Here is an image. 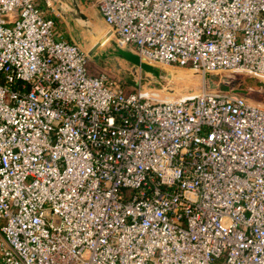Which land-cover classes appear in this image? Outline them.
Masks as SVG:
<instances>
[{"label": "built area", "instance_id": "built-area-1", "mask_svg": "<svg viewBox=\"0 0 264 264\" xmlns=\"http://www.w3.org/2000/svg\"><path fill=\"white\" fill-rule=\"evenodd\" d=\"M86 2L154 65L264 80V0ZM56 15L0 0V264H264V103L92 72Z\"/></svg>", "mask_w": 264, "mask_h": 264}, {"label": "water", "instance_id": "water-1", "mask_svg": "<svg viewBox=\"0 0 264 264\" xmlns=\"http://www.w3.org/2000/svg\"><path fill=\"white\" fill-rule=\"evenodd\" d=\"M52 1L68 24H77L88 35V42L91 43L88 49L89 55L102 50L103 44L109 42L110 52L115 56L129 62L133 67L152 74L155 79L164 75L163 79L168 88L178 89L181 94H194L199 90H221L236 92L264 103V80L256 76L242 71L215 72L174 69V72L171 73L167 68L154 65L140 58L131 50L121 47L115 38H111L113 33L106 27L97 9L89 8L86 0ZM156 81L146 80L144 85L147 88L162 89L159 88L160 81L158 79Z\"/></svg>", "mask_w": 264, "mask_h": 264}, {"label": "rangeland", "instance_id": "rangeland-1", "mask_svg": "<svg viewBox=\"0 0 264 264\" xmlns=\"http://www.w3.org/2000/svg\"><path fill=\"white\" fill-rule=\"evenodd\" d=\"M48 2H49V6L56 12L53 1L48 0ZM57 15H58L57 19L58 20H59V18L61 19V22L60 21L59 22L64 25V21H63L64 18L62 19V17L59 16V14H57ZM106 27H107V25H106ZM111 38L114 39L113 34H112ZM87 66H88V68L91 69L92 72H95V73L99 72V71H107L108 73H110L114 77L119 78L123 82V84H125L127 86L133 85L136 80L137 81L141 80L142 84H144L146 80H151V82H153V81H156V79H158L160 81V83H159L160 87L159 88H162L161 89L162 93H160L161 97H164V95L168 96V95L181 94V92H179L178 89H169L168 88V86L166 85V81L163 79L164 75H161V78L158 77L155 79V77L152 74L145 72V71L139 69L138 67H133L129 62L115 56L113 53L110 52L109 42L108 43L106 42L103 44L102 50H98L95 54L90 55V58L87 61ZM161 67H163V66H161ZM165 68H167L171 73L174 72V69L187 70V71H198V70H193L190 68H176V67H170V66H167V67L165 66ZM217 72H219V71H217ZM220 72H222V71H220ZM225 72H228V71H225ZM199 91H196L195 93H197Z\"/></svg>", "mask_w": 264, "mask_h": 264}, {"label": "crops", "instance_id": "crops-1", "mask_svg": "<svg viewBox=\"0 0 264 264\" xmlns=\"http://www.w3.org/2000/svg\"><path fill=\"white\" fill-rule=\"evenodd\" d=\"M89 8H92V7H89ZM55 10H56L57 14H59V16L62 17V15L57 10L56 6H55ZM57 16L58 15H56V19H57ZM62 19H63V17H62ZM59 21L61 22L60 18H59V20L57 19V22L59 23V26L61 27L62 31L64 32V35L66 38L76 41L77 43H79L81 46H83L87 50L90 48L91 43L88 42V35L83 31V29L81 27H79L75 23L68 24L65 19H63L64 25L62 23H60Z\"/></svg>", "mask_w": 264, "mask_h": 264}, {"label": "bare ground", "instance_id": "bare-ground-1", "mask_svg": "<svg viewBox=\"0 0 264 264\" xmlns=\"http://www.w3.org/2000/svg\"><path fill=\"white\" fill-rule=\"evenodd\" d=\"M106 39H107V38H106ZM167 66H168V65H167ZM167 66H166V67H167ZM170 67H172V66H170ZM165 97H167V98H171V97H168V96H165Z\"/></svg>", "mask_w": 264, "mask_h": 264}, {"label": "trees", "instance_id": "trees-1", "mask_svg": "<svg viewBox=\"0 0 264 264\" xmlns=\"http://www.w3.org/2000/svg\"><path fill=\"white\" fill-rule=\"evenodd\" d=\"M128 81V80H127ZM126 83V82H125Z\"/></svg>", "mask_w": 264, "mask_h": 264}, {"label": "flooded vegetation", "instance_id": "flooded-vegetation-1", "mask_svg": "<svg viewBox=\"0 0 264 264\" xmlns=\"http://www.w3.org/2000/svg\"><path fill=\"white\" fill-rule=\"evenodd\" d=\"M55 5V4H54Z\"/></svg>", "mask_w": 264, "mask_h": 264}]
</instances>
